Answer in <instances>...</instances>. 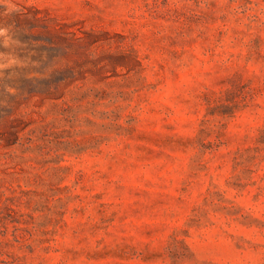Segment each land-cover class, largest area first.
<instances>
[{"label":"rangeland","instance_id":"rangeland-1","mask_svg":"<svg viewBox=\"0 0 264 264\" xmlns=\"http://www.w3.org/2000/svg\"><path fill=\"white\" fill-rule=\"evenodd\" d=\"M0 6V264H264V0Z\"/></svg>","mask_w":264,"mask_h":264},{"label":"clouds","instance_id":"clouds-1","mask_svg":"<svg viewBox=\"0 0 264 264\" xmlns=\"http://www.w3.org/2000/svg\"><path fill=\"white\" fill-rule=\"evenodd\" d=\"M0 6H3L5 9V15L18 14L21 12V9L14 3H9V0H0ZM5 32L4 28H0V35Z\"/></svg>","mask_w":264,"mask_h":264}]
</instances>
